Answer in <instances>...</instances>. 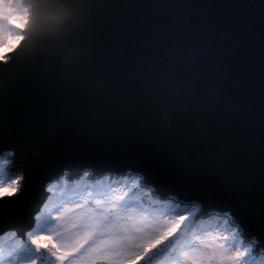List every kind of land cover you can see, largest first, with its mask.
Wrapping results in <instances>:
<instances>
[{"label": "water", "instance_id": "water-1", "mask_svg": "<svg viewBox=\"0 0 264 264\" xmlns=\"http://www.w3.org/2000/svg\"><path fill=\"white\" fill-rule=\"evenodd\" d=\"M22 3L0 59V157L18 176L0 238L30 230L65 174L131 173L264 253V0Z\"/></svg>", "mask_w": 264, "mask_h": 264}, {"label": "rangeland", "instance_id": "rangeland-1", "mask_svg": "<svg viewBox=\"0 0 264 264\" xmlns=\"http://www.w3.org/2000/svg\"><path fill=\"white\" fill-rule=\"evenodd\" d=\"M27 19L22 0H0V59L20 41ZM9 162L0 157V196L13 194L18 185V176L9 174ZM131 175L140 179V191H151L148 205L127 197L130 188L117 182L99 184L95 191L87 186L65 191L60 187L67 183H50L32 228L9 241L15 231L0 238V264H94L97 259L109 264H254L259 256V264H264V253L254 250V241L245 239L227 215L199 217L197 205L186 208L161 199L139 175ZM211 216L221 218L216 227L228 228L222 227V232L213 226L189 236ZM7 243L12 254L3 247Z\"/></svg>", "mask_w": 264, "mask_h": 264}, {"label": "trees", "instance_id": "trees-1", "mask_svg": "<svg viewBox=\"0 0 264 264\" xmlns=\"http://www.w3.org/2000/svg\"><path fill=\"white\" fill-rule=\"evenodd\" d=\"M139 180L140 179H138V177L131 175V173H125V174H121V175H118V176H115V177H111V176L107 175V177H102L101 176V177H97V178L95 177L94 179H91V177H89L87 175V173H84L82 176L75 177L73 180H70L69 183H67L66 185H62V187H60V190H62L63 188L68 187L69 189L70 188L71 189H75L76 188L79 191L80 188H84V187L87 186L89 191H92V190L95 191V190H98L100 185H105V184L109 183L108 185L111 186L112 184L117 182V184H118L117 186L127 187V189L130 188V194L128 192L126 194L127 197H133L134 196L135 200L137 199L138 201L143 202L146 205H148L149 202H148V198L147 197L149 195H151V191H149L147 189H143V191H140L139 188H141V186L138 184L140 182ZM60 182L64 183L63 179L57 181L56 183L59 184ZM79 186H80V188H78ZM109 186L106 189H103V187H105V186H103L101 188V190H109ZM110 190H112V189H110ZM65 191H67V188H66ZM154 203L156 205H159V206L165 205L163 203H158V202H153V204ZM162 213H165V212H162ZM216 222H221V218L220 217H216V216H211V217L207 218L206 222H202V225L200 226V229H198L196 231H195V229H192L190 231V235L189 236H193L194 234H197L199 232V230H204V228H213V226H215ZM217 224H220V223H217ZM228 226H229L228 224H225L224 227L223 226L222 227L223 228H228ZM222 227L220 225V227L219 226L218 227L215 226L214 228L217 229V231H222L223 232V228ZM227 232L231 233L229 231H227ZM15 234L16 233H13L10 238L8 237L7 240L9 241V240L13 239V237H16ZM174 246L175 245H172V247H170V248H173ZM3 247L8 250L9 254L13 253V250L11 249V246L8 243L5 244ZM173 254H174V256L177 255V253H173ZM178 256H179V254H178ZM259 258L261 259L262 256H259ZM259 258L254 260V264H259V262H261V260ZM260 264H262V263H260Z\"/></svg>", "mask_w": 264, "mask_h": 264}, {"label": "bare ground", "instance_id": "bare-ground-1", "mask_svg": "<svg viewBox=\"0 0 264 264\" xmlns=\"http://www.w3.org/2000/svg\"><path fill=\"white\" fill-rule=\"evenodd\" d=\"M84 173H87V175L89 176V177H91V179H94L95 177L97 178V177H107V175H99V176H95V174L94 175H92V174H90V172H84ZM83 173V174H84ZM83 174H81V175H78V176H73V177H70V176H68L67 174H65L62 178H63V181H64V183L66 184V183H69V181L70 180H73L75 177H80V176H82ZM48 187V186H47ZM71 189V188H70ZM151 189V188H150ZM152 190V189H151ZM50 194V190H47V193H46V197H45V199H44V201L47 199V197H48V195ZM8 195V194H7ZM43 201V202H44ZM41 207V206H40ZM39 211V210H38ZM37 214V213H36ZM35 214V215H36ZM37 217H35V219H36Z\"/></svg>", "mask_w": 264, "mask_h": 264}]
</instances>
